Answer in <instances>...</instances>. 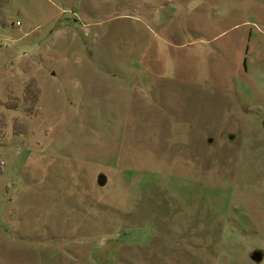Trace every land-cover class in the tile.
<instances>
[{"label":"rangeland","instance_id":"obj_1","mask_svg":"<svg viewBox=\"0 0 264 264\" xmlns=\"http://www.w3.org/2000/svg\"><path fill=\"white\" fill-rule=\"evenodd\" d=\"M103 246L264 264V0H0V264Z\"/></svg>","mask_w":264,"mask_h":264},{"label":"crops","instance_id":"obj_2","mask_svg":"<svg viewBox=\"0 0 264 264\" xmlns=\"http://www.w3.org/2000/svg\"><path fill=\"white\" fill-rule=\"evenodd\" d=\"M80 251L76 253L75 251ZM77 250L63 249L60 252L54 251L50 252L48 249L39 250V252L26 253L30 259L36 255L41 256L35 262L26 264H97L98 260H101L104 264H120V260L123 261L122 264H132L130 259L125 258V255H130L127 250L121 247H102V249L90 248H78ZM76 255L77 257H75ZM84 255L82 257H79ZM27 256V257H28ZM98 256L100 257L98 259ZM139 262L140 259L138 258Z\"/></svg>","mask_w":264,"mask_h":264}]
</instances>
